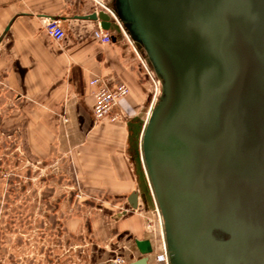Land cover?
Returning <instances> with one entry per match:
<instances>
[{
	"label": "water",
	"instance_id": "95a60500",
	"mask_svg": "<svg viewBox=\"0 0 264 264\" xmlns=\"http://www.w3.org/2000/svg\"><path fill=\"white\" fill-rule=\"evenodd\" d=\"M111 1L115 18L103 9L82 17L107 31L118 22L161 83L131 140L141 190L162 216L167 264H248L247 251L231 249L239 241L212 236L210 220L226 197H248L243 205L264 213V26L236 15L233 0ZM242 151L262 165L259 174L246 172ZM200 181L212 190L205 207ZM138 199L127 197L132 209ZM133 245L140 256L126 264H148L151 240Z\"/></svg>",
	"mask_w": 264,
	"mask_h": 264
},
{
	"label": "crops",
	"instance_id": "0c3cea01",
	"mask_svg": "<svg viewBox=\"0 0 264 264\" xmlns=\"http://www.w3.org/2000/svg\"><path fill=\"white\" fill-rule=\"evenodd\" d=\"M94 9L88 0H0V93L32 110L25 115L27 123L49 127L43 136L41 132V140L49 141L56 153L71 156L82 172L88 170L97 182L94 187L127 189L131 131L147 112L143 110L149 94L142 81L146 76L132 67L135 55L124 38L101 43L97 21L82 17ZM48 17L60 19L65 30L61 42L46 34ZM96 75H111L128 87L119 101L123 119L94 121L89 81ZM150 240L154 255H166L165 244L159 247ZM130 251L128 258L139 254L134 245ZM148 256V264L161 263Z\"/></svg>",
	"mask_w": 264,
	"mask_h": 264
},
{
	"label": "rangeland",
	"instance_id": "374dc122",
	"mask_svg": "<svg viewBox=\"0 0 264 264\" xmlns=\"http://www.w3.org/2000/svg\"><path fill=\"white\" fill-rule=\"evenodd\" d=\"M88 1L99 10L112 2ZM110 33L130 44L132 67L147 78L142 80L149 99L141 126L155 99L151 103L156 87L144 66L151 68L119 23ZM29 113L32 110L19 106L11 95L0 93V264H97L117 258L125 264L140 256L128 258L136 237L164 244L162 216L150 192L141 190L133 149L131 187L99 189L88 170L82 172L71 156L56 153L49 141L41 140V132L43 136L49 127L27 123ZM133 191L139 193L136 209L126 201ZM151 255L152 262L163 264V254Z\"/></svg>",
	"mask_w": 264,
	"mask_h": 264
},
{
	"label": "flooded vegetation",
	"instance_id": "af4514ba",
	"mask_svg": "<svg viewBox=\"0 0 264 264\" xmlns=\"http://www.w3.org/2000/svg\"><path fill=\"white\" fill-rule=\"evenodd\" d=\"M244 1L233 0L235 11H238L236 15H247V20L251 27L257 26L258 29L263 28L264 2L262 0H252V7L246 9L247 7H244L242 4ZM253 1L256 3H253ZM240 163L244 166L247 173L259 174L262 169V165L252 159L250 154H247L245 151L241 153ZM193 185L194 183L191 187ZM198 186L197 196L205 207L211 200L212 190L202 181H200ZM248 199V197H245L244 201L247 202ZM225 200L221 209L210 220L212 223H216L215 227L213 224L212 230L210 229L211 225H208L207 228L211 230L212 236L218 240L239 241V245L241 246L231 249L240 250L242 248L244 251H247V259L250 261L248 264H264V213L253 211L251 209L253 203L250 201V205H247V203L243 205L244 201L236 202L231 197H226Z\"/></svg>",
	"mask_w": 264,
	"mask_h": 264
},
{
	"label": "built area",
	"instance_id": "2783aa9c",
	"mask_svg": "<svg viewBox=\"0 0 264 264\" xmlns=\"http://www.w3.org/2000/svg\"><path fill=\"white\" fill-rule=\"evenodd\" d=\"M103 10H106L111 14L107 7L102 6ZM98 8H95L94 11H98ZM101 10V9H100ZM112 15V14H111ZM113 17V15H112ZM114 18V17H113ZM98 23V36L101 43L106 44L112 41V34L110 31L104 30L100 27ZM44 30L46 34L55 42H61L65 37V30L61 25V21L58 18L48 17L44 23ZM146 73L149 75L152 82L155 84L156 93L153 95L152 101L154 103L157 100L158 96L161 93V83L157 76L152 70H148L144 66ZM90 86L92 87V96H93V107H92V116L94 121L98 122L101 120L115 121L119 117H123V113L119 108V101L121 98L125 97L129 89L123 83H117L111 75H96L93 76L89 81ZM158 85H160V92ZM159 92V95L156 96ZM114 264H124V261L120 258L117 260H112Z\"/></svg>",
	"mask_w": 264,
	"mask_h": 264
},
{
	"label": "bare ground",
	"instance_id": "6f19581e",
	"mask_svg": "<svg viewBox=\"0 0 264 264\" xmlns=\"http://www.w3.org/2000/svg\"><path fill=\"white\" fill-rule=\"evenodd\" d=\"M114 17V16H113ZM115 18V17H114ZM115 20V19H114ZM118 23V22H117ZM121 26V25H120ZM122 27V26H121ZM162 232V231H161ZM163 254V253H161ZM149 260V259H148ZM164 262H166L167 258H166V255L163 254V259H162Z\"/></svg>",
	"mask_w": 264,
	"mask_h": 264
}]
</instances>
